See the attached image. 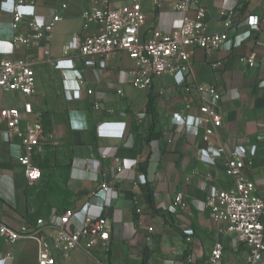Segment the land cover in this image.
Here are the masks:
<instances>
[{"label": "crops", "instance_id": "0c3cea01", "mask_svg": "<svg viewBox=\"0 0 264 264\" xmlns=\"http://www.w3.org/2000/svg\"><path fill=\"white\" fill-rule=\"evenodd\" d=\"M128 1L112 0V4ZM202 2L210 31L222 28L221 10H234L233 19L239 23L235 43L230 51L194 48L182 84L163 74L146 90L133 87L129 70L134 63L124 52L112 54L102 64L65 56L63 45L73 33L82 32L81 12L91 0L35 1L38 20L45 21L54 9L62 17L54 27L49 54L42 52V45L26 47L0 40V57H28L35 72L34 92L24 98L0 90V107L21 109L25 100L30 101L32 113L22 114L23 122L40 120L53 135V141L35 150L32 160L41 176L29 183L17 163L18 150L0 133V220L19 229L38 217L48 218L52 211L79 210L86 202V214L107 218L110 239L106 248L76 247L66 256L54 250L55 264H143L146 247L151 250L149 264H201L224 229L223 223L210 217L205 200L211 188L232 186L225 162L234 148L244 149L243 174L264 194V85L259 83L264 79V0ZM62 3L66 6L61 9ZM141 5L145 20L140 33L144 36L154 27L168 31L180 24L170 0H162L161 7L153 0H141ZM248 15L258 17L256 25L246 23ZM11 20L0 9V39L29 32L27 19L14 30ZM251 53L255 65L249 67L240 58ZM82 77L84 85L79 84ZM198 83L213 84L221 92V125L207 141L204 129L212 124L199 111L208 100L196 89ZM78 88L79 99L69 100L63 94ZM87 88L93 93L88 94ZM96 102L98 108H94ZM72 109L78 110L76 123L82 120L85 128L70 126ZM174 113L200 115L204 121L199 128H180L172 120ZM3 127L1 122L0 130ZM210 147L224 151L210 159L201 151ZM114 158L123 170L112 176ZM103 181L110 183L109 190L89 196ZM179 192L186 205L171 212L167 207ZM80 225L79 217H72L68 228ZM246 254L244 244L224 235L225 262L242 264ZM36 256L33 240L9 243L0 236V264H37Z\"/></svg>", "mask_w": 264, "mask_h": 264}, {"label": "built area", "instance_id": "2783aa9c", "mask_svg": "<svg viewBox=\"0 0 264 264\" xmlns=\"http://www.w3.org/2000/svg\"><path fill=\"white\" fill-rule=\"evenodd\" d=\"M35 1L0 0V9L12 16L13 30L23 19H27L29 27L26 34L13 33L11 38L0 40L26 47L42 45V52L49 54L54 27L62 17L54 9L45 21L38 20L34 15ZM153 1L155 6L161 7L162 0ZM65 6L62 3L60 8ZM170 7L180 15V24L168 31L157 26L149 30L148 36H144L140 33L145 20L141 0H129L119 5H113L112 0H91V4L81 12L82 32L73 33L66 41L63 45L64 55H76L87 62L102 64L112 54L124 52L134 63L129 70L133 87L146 90L154 78L163 74L171 75L175 84H182L193 49L200 47L207 51H230L235 43L239 23L233 19L234 10H221L222 28L210 31L204 21L206 6L202 0H170ZM257 22L258 17L255 15H248L246 18L248 25H256ZM240 59L249 67L255 65L254 53ZM259 83L264 85V79ZM79 84H85L83 77ZM34 87L35 72L28 57H0L1 91L17 92L27 98L34 92ZM196 89L208 100L207 104L199 108L200 113L208 116L212 124L204 129V141H207L214 128L221 125V92L215 85L207 83H198ZM86 92L93 93L89 88ZM118 93L121 94L122 91L119 89ZM63 94L71 100L79 99L81 93L78 88L66 89ZM98 107L99 103H94V108ZM31 113L32 105L28 100L23 102L21 109L17 106L0 107V123H4L0 130L2 139L18 150L16 160L29 183L37 181L41 176L39 166L32 160L35 150L46 142L53 141V135L40 120L23 122L22 114ZM77 113L76 109L68 112L70 126L85 128L82 120L76 123L74 118ZM172 120L180 128H199L204 118L200 115L182 116L174 113ZM201 151L206 157L213 159L224 150L222 147H210L202 148ZM254 152L255 148L252 147L250 153L253 155ZM248 163L251 164V161ZM244 166V149L230 150L225 162V173L231 178L232 186L227 189L213 187L208 192L205 206L212 220L223 223L224 229L219 230L212 248L201 264H231L223 260V238L226 234L246 246L247 254L242 264H264V194H259L255 183L243 174ZM122 170L119 159L114 158L112 176L118 175ZM140 181H144L143 175ZM109 188L110 183L103 181L89 196L97 197L100 192H106ZM88 204L86 202L79 210L52 211L48 218L38 217L33 223L25 224L19 229L0 220V236L9 243L21 239L33 240L37 247V264H55L54 250L61 256H66L76 247H83L88 251L98 246L106 248L110 239L107 218L103 215L92 217L86 214ZM185 205L183 194L179 192L167 208L175 212ZM72 217H79V228H68ZM148 230L152 231L153 227L149 226Z\"/></svg>", "mask_w": 264, "mask_h": 264}, {"label": "trees", "instance_id": "16d2710c", "mask_svg": "<svg viewBox=\"0 0 264 264\" xmlns=\"http://www.w3.org/2000/svg\"><path fill=\"white\" fill-rule=\"evenodd\" d=\"M147 110H150V99L147 103ZM150 256H151V250L148 247H146L143 251L142 263L149 264Z\"/></svg>", "mask_w": 264, "mask_h": 264}]
</instances>
